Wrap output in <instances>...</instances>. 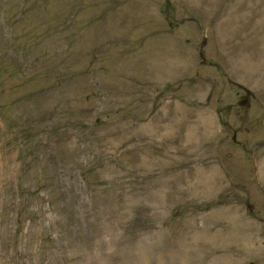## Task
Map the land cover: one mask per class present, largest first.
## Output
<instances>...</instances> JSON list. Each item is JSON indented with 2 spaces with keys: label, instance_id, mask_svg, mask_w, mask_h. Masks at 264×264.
<instances>
[{
  "label": "rangeland",
  "instance_id": "374dc122",
  "mask_svg": "<svg viewBox=\"0 0 264 264\" xmlns=\"http://www.w3.org/2000/svg\"><path fill=\"white\" fill-rule=\"evenodd\" d=\"M0 264H264V0H0Z\"/></svg>",
  "mask_w": 264,
  "mask_h": 264
},
{
  "label": "flooded vegetation",
  "instance_id": "af4514ba",
  "mask_svg": "<svg viewBox=\"0 0 264 264\" xmlns=\"http://www.w3.org/2000/svg\"><path fill=\"white\" fill-rule=\"evenodd\" d=\"M243 90L245 91L246 94H240V104H242V106H246L247 108H250L251 104L249 103V97L253 96V93L245 88ZM236 135H237V132L234 131L233 140L235 142H237Z\"/></svg>",
  "mask_w": 264,
  "mask_h": 264
}]
</instances>
